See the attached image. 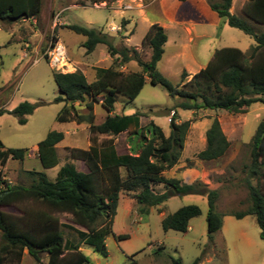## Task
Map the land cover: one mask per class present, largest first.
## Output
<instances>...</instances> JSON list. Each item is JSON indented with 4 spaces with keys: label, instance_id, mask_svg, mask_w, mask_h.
Returning <instances> with one entry per match:
<instances>
[{
    "label": "rangeland",
    "instance_id": "374dc122",
    "mask_svg": "<svg viewBox=\"0 0 264 264\" xmlns=\"http://www.w3.org/2000/svg\"><path fill=\"white\" fill-rule=\"evenodd\" d=\"M219 1L113 0L91 3L89 0H42L41 11L31 17L29 22H25L27 19H0V109L6 111L0 115V140L5 149L24 150L22 160L9 157L4 166L0 165V181L27 186L32 182V177L27 173L30 170L42 171L51 180L55 178L57 167L44 168L36 149L37 143L49 131H67L64 142L75 147L84 148L88 142L87 123H62L55 119L62 103L53 101L59 94L52 77L55 70L43 56L51 40L59 38L65 47L66 65L62 73L81 72L88 81H92L96 78V67L114 65L123 73L140 70L136 60L117 65L116 55L111 56L104 44H98L92 52L86 53L82 46L85 37L69 29V25L99 30L110 37L109 40L116 48L126 46L135 50L136 57L142 61H148L150 57V49L142 44L143 36L152 24L162 26L167 39L156 68L172 83L180 84L183 70L187 74L184 80L188 81L204 67L216 49L230 46L247 52L253 44L249 36L230 27L211 10L209 2ZM246 1L232 0L229 11L241 17L255 30H264V25L251 22L243 14ZM57 12H60V16L54 25ZM24 101L43 104L26 117L25 124H19L16 116L7 111ZM87 102L88 100L76 103L80 114L88 112ZM176 102L177 99L171 98L159 85H152L146 80L132 101L117 94L112 113H143L142 125L152 120L165 135L170 132L171 108H174L177 122L191 121L178 163L164 173L168 177L179 175L185 166L193 165L191 161L198 162L195 154L204 147L205 131L212 119L217 118L230 146L223 156L203 160V183L210 188L219 189L216 212L246 209V189L234 183L224 186L222 183L236 178L240 168L247 163L249 142L258 122L264 119V106L256 103L243 113L229 114L209 109L182 110L175 107ZM93 113L96 124L107 115L101 106V95L93 104ZM95 137L98 141L103 139L98 135ZM115 139L119 151L124 149L126 141L130 146L136 147L141 140L140 137L131 135L129 141L127 133L113 137V141ZM68 156L67 148H58L61 162L67 160ZM261 183L264 193V181ZM161 189V185L156 186V190ZM184 205L198 206L201 214L191 219L190 228L185 232L171 229L165 231L161 226L162 215L157 207H150L145 213L144 205L125 193L120 194L111 231L105 237L107 256L100 255L84 242L79 243L76 229L63 225L60 232L73 243H79V249L87 257L88 264H173V260H179L181 264H193L197 258L196 264H264V241L259 237L253 215L240 219L223 215L221 228L209 237L206 223L208 206L204 195L171 196L163 204L162 210L164 214H169ZM7 210L18 213L13 207ZM56 216L67 220L71 218L68 213H56ZM119 234H126L127 238L117 239ZM30 260L32 259L26 255L23 264H34ZM45 260L46 254L43 253L42 262Z\"/></svg>",
    "mask_w": 264,
    "mask_h": 264
},
{
    "label": "trees",
    "instance_id": "16d2710c",
    "mask_svg": "<svg viewBox=\"0 0 264 264\" xmlns=\"http://www.w3.org/2000/svg\"><path fill=\"white\" fill-rule=\"evenodd\" d=\"M89 1L98 3L113 0ZM231 3L232 0H220L209 2V7L223 22L249 36L253 44L247 52L230 46L216 49L204 67L188 81L184 80L187 74L182 71L181 85L172 83L156 68L167 39L162 26L152 24L142 38V44L150 49L148 61L138 59L135 50L126 46L116 48L109 40L110 37L99 30L76 24L68 26L85 37L82 46L86 53L92 52L96 45L104 44L111 56L116 55L117 65L136 60L140 70L123 73L114 65L96 67V78L92 81H88L81 72L62 73L52 70L59 91L53 101L63 103L56 114V121L84 122L89 126V148L69 150L70 156L80 160L86 171L64 164L53 180L42 171L30 170L27 173L32 177V182L27 186L0 181V264H21L25 251L34 264H88L87 257L79 249L81 242L92 246L100 255L107 256L105 237L111 231L119 195L122 193L144 205L145 213L148 208L158 207L171 196L204 195L208 206L206 223L209 237L221 228L223 215L237 219L253 215L259 237L264 241V193L261 183L264 181V119L258 122L250 139L247 163L240 168L236 178L222 183L223 186L234 183L244 187L248 206L244 210L218 213V188H210L199 180L186 183L163 175V171L179 161L190 120L177 122L174 108H171L173 115L169 120L170 132L166 136L152 120L141 125L140 117L143 113H112L117 94L132 101L146 80L152 85H159L171 98L177 99L175 107L182 110L209 109L239 114L252 104L264 106V30H255L241 17L231 13ZM41 6L42 0H0V19L12 21L31 18L39 14ZM243 14L251 22L263 26L264 0H247L243 5ZM100 95L101 106L107 115L96 124L93 104ZM85 100H88V112L83 115L78 112L76 103ZM41 104L43 102L24 101L7 112L16 116L19 124H25L26 117ZM4 112V109H0V115ZM123 132L128 134L129 141L131 135L141 138L136 144L137 153L133 146L122 151L116 149L113 137ZM96 135L109 137L98 141ZM204 136L205 145L195 154L200 160L217 159L230 146L217 118L212 119ZM62 138V132L53 130L37 143L38 158L44 168L57 165L55 144ZM23 156V149H5L0 140L1 166L5 165L9 157L22 160ZM159 185L162 189L158 191L156 186ZM9 207L17 209L18 213L10 212L7 210ZM157 210L161 211L160 208ZM56 213L71 215L73 226H68L77 230L79 243L63 237L59 228L65 224L61 223ZM200 214L198 206L184 205L162 217L161 226L165 231L171 229L185 232L191 219ZM116 238L125 239L127 235L119 234ZM43 253L46 254L45 262H42ZM197 262L198 258L193 264ZM172 263L181 264L179 260H173Z\"/></svg>",
    "mask_w": 264,
    "mask_h": 264
},
{
    "label": "crops",
    "instance_id": "0c3cea01",
    "mask_svg": "<svg viewBox=\"0 0 264 264\" xmlns=\"http://www.w3.org/2000/svg\"><path fill=\"white\" fill-rule=\"evenodd\" d=\"M27 19V21H25V20H23V21H25V22H29L31 19L30 18H26ZM61 23H63V22H61ZM61 23H59V24H61ZM64 24V23H63ZM29 25H32L31 23L29 24ZM34 25V24H33ZM34 52H36V49L34 50ZM200 70V69H199ZM62 103V102H61ZM62 105H63V103H62ZM62 107V106H61ZM69 122H71V121H69ZM73 122V121H72ZM62 123H65V122H62ZM78 124V123H77ZM80 124V123H79ZM140 124L142 125V117H140ZM63 133V132H62ZM123 133H126V132H123ZM66 134H68V132L66 131V132H64L63 133V138H62V140H60L58 143H56L55 144V149H56V153H57V157H58V148H62V149H65V148H67L68 149V153H69V150L70 149H73V148H78V149H83V150H87L88 148H89V146H90V141H89V135H90V133L88 134V142H87V144H86V147H84V148H79V147H75V146H73V145H70L69 143H65L64 142V140H65V135ZM99 137H100V139H104V138H108L109 136H107V135H98ZM167 136V135H166ZM100 141V140H99ZM114 143H115V147H116V149H118L117 148V145H116V139H115V141H114ZM128 147H130V145L127 143V141L124 143V149L125 148H128ZM37 149V148H36ZM199 151V150H198ZM197 151V152H198ZM136 153L138 152V150H137V148H136V151H135ZM37 155H38V153H37ZM194 158V157H193ZM196 161H198V162H192L191 161V163H193V165H188V166H185L184 168L183 167H181V168H183L182 169V171H181V173L179 174V175H177L176 177H174V176H170V177H168V176H166V175H164V173L166 174V171H168V170H170V169H168V170H165V171H163V175L166 177V178H176V179H181L182 181H184V182H186V183H192V182H194V181H196V180H199V181H202L203 182V160H200V159H198L197 157H196ZM64 164H70V165H72L73 167H75V169H77V170H82V171H86V169L85 168H83L82 167V162L80 161V160H77V159H75V158H73V157H71L70 156V154H69V156L67 157V160H65V161H63V162H61L60 161V159H59V157H58V163H57V165H55L54 167H51V168H55V167H57V171H58V169L61 167V166H63ZM57 171H56V174H57ZM56 174H55V176H56ZM48 177V176H47ZM161 188H162V186H161ZM121 196H123V195H121ZM124 197V196H123ZM127 199V198H126ZM129 200V199H128ZM130 201H132V200H130ZM165 203V202H164ZM163 203V204H164ZM163 204H161V205H159L158 207H157V209H161V211H160V213L159 214H161L162 215V217H164L166 214H164L163 212V210H162V207H163ZM61 220V223H64L65 224V226L67 225H72L71 224V222H70V220H67V219H64V218H61L60 219ZM73 226V225H72ZM189 228H190V226H189ZM60 229V228H59ZM80 248V247H79ZM27 255V253H26V251H25V254L23 255V258H22V261H21V264H23L24 263V261H25V256ZM30 261H32V260H30ZM29 263V262H28ZM31 263H33V262H31Z\"/></svg>",
    "mask_w": 264,
    "mask_h": 264
},
{
    "label": "built area",
    "instance_id": "2783aa9c",
    "mask_svg": "<svg viewBox=\"0 0 264 264\" xmlns=\"http://www.w3.org/2000/svg\"><path fill=\"white\" fill-rule=\"evenodd\" d=\"M59 16H60V12L55 13L54 25L56 24V21L59 20ZM43 56L47 58L48 64L53 70L57 72H62L63 68L66 65L65 62L66 50L59 38H55L51 40L46 50L44 51ZM172 115H173V111H171V116Z\"/></svg>",
    "mask_w": 264,
    "mask_h": 264
}]
</instances>
